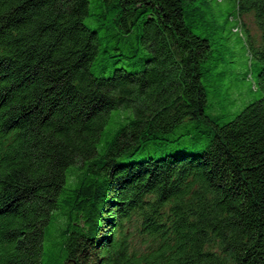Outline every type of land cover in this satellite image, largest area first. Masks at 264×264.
Listing matches in <instances>:
<instances>
[{"label": "trees", "instance_id": "16d2710c", "mask_svg": "<svg viewBox=\"0 0 264 264\" xmlns=\"http://www.w3.org/2000/svg\"><path fill=\"white\" fill-rule=\"evenodd\" d=\"M0 264H264V0H0Z\"/></svg>", "mask_w": 264, "mask_h": 264}, {"label": "rangeland", "instance_id": "374dc122", "mask_svg": "<svg viewBox=\"0 0 264 264\" xmlns=\"http://www.w3.org/2000/svg\"><path fill=\"white\" fill-rule=\"evenodd\" d=\"M216 13H215V18L218 22V24H221L224 26L223 33H217V36H228L230 35V25H233L232 22L229 21L227 23L226 18L229 13L230 7L229 5L221 4V5H216L215 6ZM242 18V23L243 27L247 29L251 40L255 43H259V32L257 30L255 21L252 17V15H244L241 17ZM229 47V51L232 52L231 57L228 58V61L230 60L232 63L226 65L225 70H227L230 75L227 76V74L224 75V78L222 79L221 83L227 88V90L221 91L220 95L218 98H225L226 100L224 101L225 103L229 102L231 99L234 100L236 99V102L232 105L226 106L225 109H221L218 107H213L211 108V112L213 114H218L221 112H226L227 110L234 108V111H239L241 110L245 105H247L249 102H252L258 98H260V94H250L249 96L246 95V84L243 83V80L238 79L239 76L236 75V73H241L244 72V61L246 59L245 57V47L244 43L239 38L236 34L231 35L230 41L227 43ZM228 55V54H226ZM224 92V93H223ZM57 234V227L55 226H50L49 230L47 231L45 240H44V248L46 251H50V249L53 247L52 244L57 241L55 238ZM56 249V247H54Z\"/></svg>", "mask_w": 264, "mask_h": 264}]
</instances>
